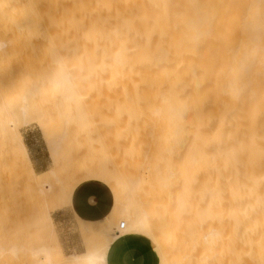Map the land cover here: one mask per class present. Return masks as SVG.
Listing matches in <instances>:
<instances>
[{"label":"bare ground","instance_id":"1","mask_svg":"<svg viewBox=\"0 0 264 264\" xmlns=\"http://www.w3.org/2000/svg\"><path fill=\"white\" fill-rule=\"evenodd\" d=\"M15 1H4L12 20L4 15L0 32L44 40L73 82L87 79L90 64L107 86L152 88L162 95L169 124L159 157L163 174L149 164L151 152L149 158L139 157L146 162L140 167L147 164V170L130 180L124 173H99L125 192L120 213L126 221L72 263L106 264L124 222L128 228L120 233L148 236L159 250L160 264H264V0ZM6 46L2 43L0 49ZM16 122L11 120L3 133L7 136L13 128L17 143ZM22 146L7 153L16 169L19 159L29 161L28 175L21 173L16 180L37 186L46 196L52 186L39 180ZM4 152L0 149V161ZM146 174L152 184L148 180L144 185L146 177L142 181L140 176ZM156 180L161 185H154ZM11 188L6 195L0 182V226H7L17 205L24 210L39 207L35 199L22 200L18 188L17 193ZM50 211L47 207L52 225L48 237L31 251L13 245L11 254L30 251L38 263H64ZM90 234L81 232L87 238Z\"/></svg>","mask_w":264,"mask_h":264},{"label":"rangeland","instance_id":"2","mask_svg":"<svg viewBox=\"0 0 264 264\" xmlns=\"http://www.w3.org/2000/svg\"><path fill=\"white\" fill-rule=\"evenodd\" d=\"M0 1L3 2H0V21H2L7 19L4 18L8 13L6 4L12 2L14 5L17 1L4 0L6 4L3 0ZM14 14V20H18L16 12ZM8 18L7 20H12L10 15ZM0 37V45L2 43L7 45L0 49V149L5 151L4 158L0 161V174L3 173L0 182L6 187V195L8 191L11 193L9 189L11 184L16 193L18 188L22 200L35 199V204L39 206L36 209L26 207L27 210H24L17 205L15 207L17 213L11 215L7 226H0V248H2L0 254L3 255L0 256V264H46V262H36L30 251L36 245L38 247L39 241L46 239L52 231V225L46 219L47 207L50 208L49 215L55 223L56 241L64 254L65 261L62 264H73L74 256H86L107 236L115 234L118 223L125 219L120 213L121 205L127 202L125 192L118 190L115 183L100 176L99 173H124V178L130 180L141 171L147 170V164L143 166L145 169L140 167L146 163L140 158L143 160L145 156L148 157L149 152L158 157L154 158L155 156L150 153L153 157L149 162L150 165L152 162V168L161 169L160 174L165 172L163 166H159L161 164L159 157L163 152V137L169 131V124L163 114L162 95L153 93L152 88L118 87L120 88L118 89L116 86H107L105 82L96 78L90 64L87 66L88 72L86 71L88 76H91V78L87 76L90 84L83 83L88 81L87 79L82 83L73 82L60 66L57 57L46 50L44 40L35 38H23V40L2 32ZM126 99L128 104L124 102ZM24 109L26 114L23 112ZM11 120L17 121L18 124L16 130L20 134V139L17 143L14 141L13 128L9 127L7 136L3 133ZM133 134L139 135V139L143 140L139 141L136 137L135 141V137L132 139ZM27 135L31 138L39 156L48 161L50 169L38 174L41 182H47L52 186L51 191L46 194L48 202L37 186L20 185L16 180L21 173L28 175L29 161L19 159L17 169L10 166L13 162H10L8 151L16 146L23 150L22 143L25 145L23 137ZM130 137L132 139L130 141L134 140L132 144L128 141ZM140 142L143 143L141 146ZM53 144H56V150ZM148 144L152 145V150L151 147L148 148ZM139 149L141 150L135 151ZM120 151L124 152L125 156ZM142 151L143 154L140 153ZM116 157H119L118 161ZM137 160L141 161L139 165L136 164ZM147 175L149 174L140 176L142 181L146 177L144 185L149 183ZM91 177L105 180L115 192L116 207L113 216L97 224L84 223L80 220L77 222L70 215H64L59 220L55 213L66 209L72 189L82 180ZM150 178L152 179L151 176ZM28 180L33 181L30 178ZM156 181L154 185H161L159 180ZM192 182L193 180L190 181L192 185L189 183L191 187L195 185ZM186 183L184 181L185 186ZM130 221L134 223L135 218H131ZM82 231H89L91 234L88 238L83 237ZM43 234L46 235L42 236ZM13 245L29 247L30 251L25 254L22 251L16 257L11 254Z\"/></svg>","mask_w":264,"mask_h":264},{"label":"crops","instance_id":"3","mask_svg":"<svg viewBox=\"0 0 264 264\" xmlns=\"http://www.w3.org/2000/svg\"><path fill=\"white\" fill-rule=\"evenodd\" d=\"M23 140L35 172L38 174L47 172L50 169L48 161L39 156L31 138L27 135ZM115 207L116 196L112 187L105 180L91 177L82 180L72 189L66 209L55 214L59 220L64 215H70L77 222L80 220L84 223L97 224L112 217ZM160 262V253L153 241L138 232L118 236L106 255V264H160Z\"/></svg>","mask_w":264,"mask_h":264},{"label":"built area","instance_id":"4","mask_svg":"<svg viewBox=\"0 0 264 264\" xmlns=\"http://www.w3.org/2000/svg\"><path fill=\"white\" fill-rule=\"evenodd\" d=\"M126 229H127L126 223L122 222L121 226H120V230H119L118 236L123 235V234L120 233V231H125ZM124 234H126V233H124Z\"/></svg>","mask_w":264,"mask_h":264}]
</instances>
